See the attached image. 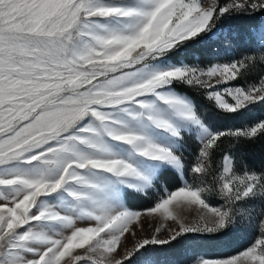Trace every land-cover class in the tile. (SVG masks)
Wrapping results in <instances>:
<instances>
[{
    "label": "snow or ice",
    "instance_id": "obj_1",
    "mask_svg": "<svg viewBox=\"0 0 264 264\" xmlns=\"http://www.w3.org/2000/svg\"><path fill=\"white\" fill-rule=\"evenodd\" d=\"M257 139L264 0H0V264H264Z\"/></svg>",
    "mask_w": 264,
    "mask_h": 264
},
{
    "label": "trees",
    "instance_id": "obj_2",
    "mask_svg": "<svg viewBox=\"0 0 264 264\" xmlns=\"http://www.w3.org/2000/svg\"><path fill=\"white\" fill-rule=\"evenodd\" d=\"M238 150L244 153V159L250 166H254L257 169L264 168V139H257L254 142H244ZM145 206L146 204H140V206L134 205L133 207L143 208Z\"/></svg>",
    "mask_w": 264,
    "mask_h": 264
},
{
    "label": "rangeland",
    "instance_id": "obj_3",
    "mask_svg": "<svg viewBox=\"0 0 264 264\" xmlns=\"http://www.w3.org/2000/svg\"><path fill=\"white\" fill-rule=\"evenodd\" d=\"M140 204H144L141 202L135 203L133 204V206H140ZM142 223L145 225V234L150 233L151 231H153L155 229V227L158 226L159 222L155 219H150L147 217L142 218ZM149 225H151L149 227ZM250 237L247 234H242L238 240L237 243L235 245V248H241L242 246L244 247L246 244L249 243Z\"/></svg>",
    "mask_w": 264,
    "mask_h": 264
}]
</instances>
